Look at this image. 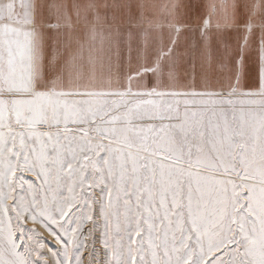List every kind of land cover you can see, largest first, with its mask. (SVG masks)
I'll return each mask as SVG.
<instances>
[{
  "label": "snow or ice",
  "instance_id": "obj_1",
  "mask_svg": "<svg viewBox=\"0 0 264 264\" xmlns=\"http://www.w3.org/2000/svg\"><path fill=\"white\" fill-rule=\"evenodd\" d=\"M158 7L0 0V264H264V0Z\"/></svg>",
  "mask_w": 264,
  "mask_h": 264
},
{
  "label": "crops",
  "instance_id": "obj_2",
  "mask_svg": "<svg viewBox=\"0 0 264 264\" xmlns=\"http://www.w3.org/2000/svg\"><path fill=\"white\" fill-rule=\"evenodd\" d=\"M110 0H100L101 3L103 2H109ZM154 0H150L147 4H153ZM178 1H174V3L167 2L166 5L169 6L166 13V25H160L163 28V31L165 34H167L169 27L171 25H176L181 28V50L183 51L185 48L192 46L195 44L196 41L199 40V29L197 25H199L201 18L206 15L209 11L208 5L210 4H222V3H232L233 0H194V5L198 8L189 9L186 5L187 2H183L180 0V6L177 3ZM235 2L240 3L242 0H235ZM141 3V2H140ZM172 5H178V8H181L182 11L178 12V14L170 15L173 8H171ZM155 9L152 13H156ZM154 16H151L150 19L153 21V23L158 24L160 21H157ZM124 15H119L112 23V28L115 31L116 29H125L123 26L119 25L118 27H114L115 23L122 24L125 21ZM198 19V21H197ZM182 21V24H179L178 22ZM224 23L223 15L222 13H218L212 16V30L215 33V25L217 23ZM159 25V24H158ZM222 35L228 37V41L231 44L232 47H235L237 43L239 42V34L236 32H225L222 33Z\"/></svg>",
  "mask_w": 264,
  "mask_h": 264
},
{
  "label": "rangeland",
  "instance_id": "obj_3",
  "mask_svg": "<svg viewBox=\"0 0 264 264\" xmlns=\"http://www.w3.org/2000/svg\"><path fill=\"white\" fill-rule=\"evenodd\" d=\"M150 0H133L134 3H145L147 4ZM174 1H178V5L180 4V0H154L153 3L155 5H159L160 7H158V10H156V13H152L151 16L155 15V18L157 21H160L158 24L159 25H166V13H167V9L164 6L166 5L167 2H171L174 3ZM183 2H187V7L189 9H194V8H198L197 6L194 5V0H182ZM221 1H225V0H221ZM109 2H112V0H110ZM180 6V5H179ZM182 9L181 8H176L173 9L170 15H175L178 14V12H181ZM125 16V21L122 24H118L117 22L115 23L114 27H118L119 25L123 26L125 29L128 27L129 21L126 15ZM205 16V15H204ZM204 16L201 18L199 25H197L198 29H200L201 24H202V19L204 18ZM198 21V19H197ZM182 21L180 20V22H178L179 24ZM136 22L133 21V24H135ZM144 27H148V24L145 23L143 25ZM29 176L31 174H28ZM98 227L93 229V236L96 237V248H97V255L95 257L96 261L98 262V264H107L108 261V256L106 255V250L103 248V245L101 243L102 239H103V231H104V222L103 219L100 218L97 221ZM28 226L32 227L33 225L31 224V221L28 222ZM36 227L38 228V230L40 231V233L49 241H52V237L48 234L47 230L42 227L41 225L37 224ZM88 227H93L92 224H89ZM91 239V238H90ZM54 243V241H53Z\"/></svg>",
  "mask_w": 264,
  "mask_h": 264
}]
</instances>
